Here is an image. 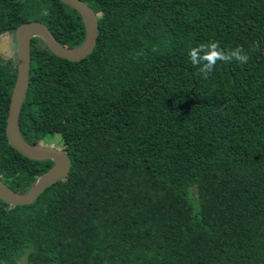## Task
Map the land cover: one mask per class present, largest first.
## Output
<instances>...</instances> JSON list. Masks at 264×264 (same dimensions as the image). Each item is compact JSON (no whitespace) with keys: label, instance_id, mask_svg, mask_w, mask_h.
I'll list each match as a JSON object with an SVG mask.
<instances>
[{"label":"trees","instance_id":"obj_1","mask_svg":"<svg viewBox=\"0 0 264 264\" xmlns=\"http://www.w3.org/2000/svg\"><path fill=\"white\" fill-rule=\"evenodd\" d=\"M82 1L92 52L71 62L32 38L18 117L70 167L30 204L0 199V264H264V0ZM30 21L85 38L60 0H0V35ZM211 42L249 60L205 78L189 52ZM16 75L0 56V179L25 192L53 162L8 144Z\"/></svg>","mask_w":264,"mask_h":264},{"label":"water","instance_id":"obj_2","mask_svg":"<svg viewBox=\"0 0 264 264\" xmlns=\"http://www.w3.org/2000/svg\"><path fill=\"white\" fill-rule=\"evenodd\" d=\"M75 9L81 16L85 27V38L75 47L60 43L50 29L40 21L24 22L15 29L12 38L9 33L0 35V56L8 60L13 58L17 68L16 80L6 119L5 133L8 144L21 155L32 160H51L53 165L37 176L35 182L25 192H17L0 179V199L10 206L26 205L36 200L49 186L63 178L70 167V159L61 148L54 145L31 144L25 140L19 129L18 117L24 101L30 75V48L32 38L41 39L45 46L57 57L77 62L89 55L97 41L98 19L93 9L82 0H60Z\"/></svg>","mask_w":264,"mask_h":264},{"label":"clouds","instance_id":"obj_3","mask_svg":"<svg viewBox=\"0 0 264 264\" xmlns=\"http://www.w3.org/2000/svg\"><path fill=\"white\" fill-rule=\"evenodd\" d=\"M153 50L155 51V49ZM189 57L193 66H199V72L205 78L214 70L218 61L227 63L235 60L243 64L249 60V56L243 47H236L225 52L218 42L202 43L191 48Z\"/></svg>","mask_w":264,"mask_h":264},{"label":"rangeland","instance_id":"obj_4","mask_svg":"<svg viewBox=\"0 0 264 264\" xmlns=\"http://www.w3.org/2000/svg\"><path fill=\"white\" fill-rule=\"evenodd\" d=\"M54 140V139H52ZM43 143V142H42ZM45 145H54V146H57L59 148H61L63 145L60 143L59 140L55 139L54 141H45L44 142ZM18 264H25V260L24 259H21Z\"/></svg>","mask_w":264,"mask_h":264},{"label":"flooded vegetation","instance_id":"obj_5","mask_svg":"<svg viewBox=\"0 0 264 264\" xmlns=\"http://www.w3.org/2000/svg\"><path fill=\"white\" fill-rule=\"evenodd\" d=\"M10 36H11V38L13 37V35H10ZM11 43H12V47L15 48L14 38H12V42ZM41 144H44V143L41 142Z\"/></svg>","mask_w":264,"mask_h":264}]
</instances>
